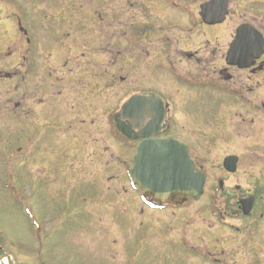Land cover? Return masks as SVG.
Here are the masks:
<instances>
[{
	"label": "flooded vegetation",
	"instance_id": "1",
	"mask_svg": "<svg viewBox=\"0 0 264 264\" xmlns=\"http://www.w3.org/2000/svg\"><path fill=\"white\" fill-rule=\"evenodd\" d=\"M23 4L38 11L27 12L23 6L27 17L17 22L22 35L20 75L7 74L4 80L21 77L23 94L14 108L21 109L24 119L37 114L40 123L42 200L61 201L62 207L70 203L74 209L82 193L89 199L90 214L102 210L119 216L128 214L127 209L140 217L142 226L144 215L179 210L194 200L174 195L160 201L144 195L128 175L143 136L177 139L188 147L194 171L205 177L197 201L211 199L207 209L214 224L234 232L232 253L198 254L199 264H264V0ZM115 86L120 95L113 113L106 97ZM131 99L133 107L119 117ZM117 122L130 128L134 139L124 136ZM110 135L119 144L112 152ZM32 141L28 137L27 145ZM205 141L246 146L251 152L204 158ZM126 155L131 157L127 176L122 169ZM227 158H234L232 169L225 166ZM112 163L120 167L118 174H112ZM49 212L50 223L44 229L38 226L39 232L53 235L63 226L69 235L78 232L91 244L110 239L121 241L124 249L130 240L122 224L104 222L110 215L98 216L99 224H72L64 221L68 217L61 208ZM41 242L35 253L17 254L8 248V237L0 239V264H63L46 254Z\"/></svg>",
	"mask_w": 264,
	"mask_h": 264
},
{
	"label": "rangeland",
	"instance_id": "2",
	"mask_svg": "<svg viewBox=\"0 0 264 264\" xmlns=\"http://www.w3.org/2000/svg\"><path fill=\"white\" fill-rule=\"evenodd\" d=\"M21 1L23 0H0V239L8 237V248H12L17 254H22L19 252L22 250L24 254L35 253L43 239L46 254L54 255L63 264H199L198 254L206 255L208 252L221 254L223 251L227 255L232 253L234 246L230 239L234 236L232 234L234 232L222 224L219 226L214 224L215 221L208 213L211 202L209 198L190 202L179 210L172 208L159 212L155 217L144 215L143 226L140 217L129 214L127 209L124 213L128 214L119 216H112L102 210L90 214L86 211L89 199L82 193L76 203L80 212L76 204L72 209L70 203L62 207L61 201L59 203L52 199L42 200L38 191L40 178L37 164L40 142L37 141L38 136L40 137L37 126L40 123H37V114L24 119L21 117V109L14 108L15 104H20L23 94L18 71L21 64L22 35L17 22L27 17L23 13V6L31 13L38 11L37 8L20 5ZM15 72L19 75L4 80L7 74ZM119 95L118 87L109 88L106 97L107 107L113 113ZM6 101L8 105H5ZM33 106L34 110H37L36 105ZM109 124L111 131L114 128L111 115ZM28 137L33 139L29 145H27ZM208 137L210 135L206 139ZM108 142L111 152L119 145L111 135ZM126 147L131 151V145ZM249 152L251 151L246 146H215L205 141L203 154L207 156H203L216 157L220 160L228 154L245 157ZM211 153L215 156H210ZM125 158V165L121 168L127 176L131 157L128 158L126 155ZM116 165L118 164L110 165L113 175L121 171ZM239 177H245L244 172ZM129 184H125L127 190L130 189ZM52 207L55 210L61 208V211L67 213L68 218L64 221L72 224L86 220L89 223L99 224L101 219L98 216L110 215L111 217L104 222L122 224L129 232L130 240L125 243L124 249L121 241L115 243L110 239L108 241L100 239L99 242L97 239L95 244H91L86 236L82 238L78 232L69 235L70 229L62 230L63 226L53 235L48 231L39 232L38 226L44 229L50 223L49 217L51 218L52 212L50 213L49 210ZM53 213L57 214V212ZM133 229L136 230L132 231ZM207 230H210L211 234ZM105 256L107 258L104 259ZM218 256L220 259L221 256Z\"/></svg>",
	"mask_w": 264,
	"mask_h": 264
},
{
	"label": "water",
	"instance_id": "3",
	"mask_svg": "<svg viewBox=\"0 0 264 264\" xmlns=\"http://www.w3.org/2000/svg\"><path fill=\"white\" fill-rule=\"evenodd\" d=\"M134 102L131 99L126 103L118 116L125 117ZM117 127L124 136L134 139L130 128L118 122ZM143 138L145 141L136 147L128 169L135 189L160 201H166L174 195L198 200L203 193L205 177L194 171L185 143L171 138L156 139L153 135H145ZM233 159H226L225 166L228 169L233 168Z\"/></svg>",
	"mask_w": 264,
	"mask_h": 264
}]
</instances>
